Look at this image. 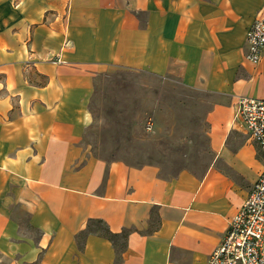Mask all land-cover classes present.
<instances>
[{
  "label": "crops",
  "instance_id": "0c3cea01",
  "mask_svg": "<svg viewBox=\"0 0 264 264\" xmlns=\"http://www.w3.org/2000/svg\"><path fill=\"white\" fill-rule=\"evenodd\" d=\"M263 13L264 0H0V264H207L264 170L235 120L241 97H264L247 59ZM116 69L209 95L202 174L90 152L97 78Z\"/></svg>",
  "mask_w": 264,
  "mask_h": 264
},
{
  "label": "rangeland",
  "instance_id": "374dc122",
  "mask_svg": "<svg viewBox=\"0 0 264 264\" xmlns=\"http://www.w3.org/2000/svg\"><path fill=\"white\" fill-rule=\"evenodd\" d=\"M210 107L207 93L185 87L178 77L112 70L97 78L94 120L84 142L98 158L154 165L165 177L184 170L202 174L213 158Z\"/></svg>",
  "mask_w": 264,
  "mask_h": 264
},
{
  "label": "built area",
  "instance_id": "2783aa9c",
  "mask_svg": "<svg viewBox=\"0 0 264 264\" xmlns=\"http://www.w3.org/2000/svg\"><path fill=\"white\" fill-rule=\"evenodd\" d=\"M247 59L264 66V13L247 34ZM264 162V97H241L235 117ZM207 264H264V170Z\"/></svg>",
  "mask_w": 264,
  "mask_h": 264
},
{
  "label": "trees",
  "instance_id": "16d2710c",
  "mask_svg": "<svg viewBox=\"0 0 264 264\" xmlns=\"http://www.w3.org/2000/svg\"><path fill=\"white\" fill-rule=\"evenodd\" d=\"M126 236V235H125ZM109 237L114 240L115 236L112 234H109Z\"/></svg>",
  "mask_w": 264,
  "mask_h": 264
}]
</instances>
